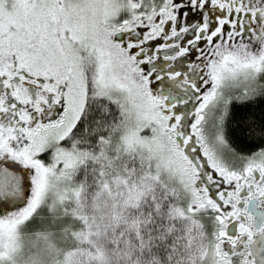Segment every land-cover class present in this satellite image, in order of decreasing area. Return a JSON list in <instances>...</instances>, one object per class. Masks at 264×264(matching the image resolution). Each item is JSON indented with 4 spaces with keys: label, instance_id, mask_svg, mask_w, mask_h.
I'll return each mask as SVG.
<instances>
[{
    "label": "snow or ice",
    "instance_id": "1",
    "mask_svg": "<svg viewBox=\"0 0 264 264\" xmlns=\"http://www.w3.org/2000/svg\"><path fill=\"white\" fill-rule=\"evenodd\" d=\"M0 264H264V0H0Z\"/></svg>",
    "mask_w": 264,
    "mask_h": 264
}]
</instances>
